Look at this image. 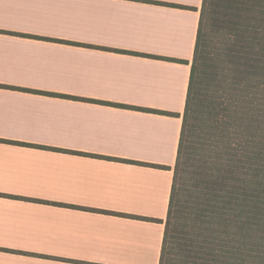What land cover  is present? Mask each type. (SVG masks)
<instances>
[{"label": "crops", "instance_id": "obj_1", "mask_svg": "<svg viewBox=\"0 0 264 264\" xmlns=\"http://www.w3.org/2000/svg\"><path fill=\"white\" fill-rule=\"evenodd\" d=\"M202 6L0 0V264H160Z\"/></svg>", "mask_w": 264, "mask_h": 264}, {"label": "trees", "instance_id": "obj_2", "mask_svg": "<svg viewBox=\"0 0 264 264\" xmlns=\"http://www.w3.org/2000/svg\"><path fill=\"white\" fill-rule=\"evenodd\" d=\"M160 264H264V0H203Z\"/></svg>", "mask_w": 264, "mask_h": 264}]
</instances>
